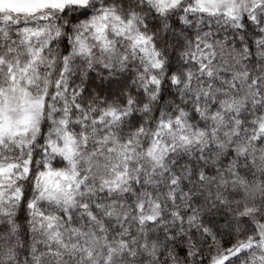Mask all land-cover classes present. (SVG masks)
<instances>
[{
  "label": "snow or ice",
  "instance_id": "obj_1",
  "mask_svg": "<svg viewBox=\"0 0 264 264\" xmlns=\"http://www.w3.org/2000/svg\"><path fill=\"white\" fill-rule=\"evenodd\" d=\"M0 246L264 264V0H0Z\"/></svg>",
  "mask_w": 264,
  "mask_h": 264
},
{
  "label": "clouds",
  "instance_id": "obj_2",
  "mask_svg": "<svg viewBox=\"0 0 264 264\" xmlns=\"http://www.w3.org/2000/svg\"><path fill=\"white\" fill-rule=\"evenodd\" d=\"M128 2H130L131 4H139L140 0H128ZM98 71H100V70H98ZM101 74H103V73L101 72ZM0 248H2V246H0Z\"/></svg>",
  "mask_w": 264,
  "mask_h": 264
}]
</instances>
